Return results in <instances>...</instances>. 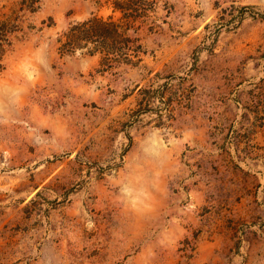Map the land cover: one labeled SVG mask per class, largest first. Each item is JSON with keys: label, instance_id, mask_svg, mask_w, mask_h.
I'll return each mask as SVG.
<instances>
[{"label": "rangeland", "instance_id": "1", "mask_svg": "<svg viewBox=\"0 0 264 264\" xmlns=\"http://www.w3.org/2000/svg\"><path fill=\"white\" fill-rule=\"evenodd\" d=\"M0 264H264V0H0Z\"/></svg>", "mask_w": 264, "mask_h": 264}]
</instances>
